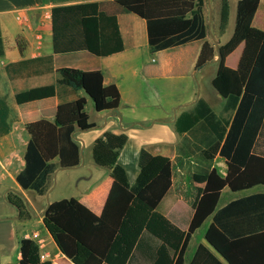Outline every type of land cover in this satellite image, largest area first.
Returning a JSON list of instances; mask_svg holds the SVG:
<instances>
[{"label":"trees","instance_id":"trees-1","mask_svg":"<svg viewBox=\"0 0 264 264\" xmlns=\"http://www.w3.org/2000/svg\"><path fill=\"white\" fill-rule=\"evenodd\" d=\"M205 0H179L175 4L146 7L143 0L89 1L50 7V37L53 53L85 50L95 56H107L122 50L116 14L130 12L145 22L147 47L150 53L179 45L205 35L202 6ZM258 0H237L234 26L230 38L217 46V68L211 86L225 99L224 110H233L230 122L215 118L206 103L197 99L189 110L180 111L173 121L174 131L181 136L177 152L185 145V132L196 123H203L214 135L204 149L188 152L193 155L189 180L193 187L192 215L185 231L171 223L156 210L161 198L171 186L176 155L171 160L151 155L140 149L137 154L138 174L130 186L124 169L117 164L118 150L126 140L124 133L104 131L91 147L93 162L109 169L111 184L99 214L92 213L73 197L48 203L41 222L58 250L73 264H126L136 244L118 231L128 206L145 209L149 217L144 233L158 245L151 264H182V255L192 232L210 216L204 232L206 242L227 264H264V192L251 193L215 208L224 186L230 190H245L264 185V153L253 150L256 136L264 126V30L251 25ZM239 43L243 44L236 68L224 65V58ZM2 42L0 37V55ZM212 43L205 40L199 50L194 69L211 62ZM9 79L55 71V84L32 87L14 93L17 104L61 96V92L82 91L94 110H112L118 106L119 93L114 84L104 85L99 70H79L73 67L54 69L51 56L20 60L5 65ZM60 101L52 120L38 119L24 124L27 141L23 152V167L15 180L23 189L43 195L56 168L74 167L79 162L75 129L93 126L84 110L85 96ZM228 124L227 130L225 126ZM225 164L224 174L211 165L214 156ZM20 218L28 213L18 200ZM104 227L113 235L104 253L98 254V244L104 237ZM30 239L19 240L16 263L50 264L49 260L30 262ZM212 259L221 264L210 250L197 245L189 264H207Z\"/></svg>","mask_w":264,"mask_h":264},{"label":"crops","instance_id":"crops-1","mask_svg":"<svg viewBox=\"0 0 264 264\" xmlns=\"http://www.w3.org/2000/svg\"><path fill=\"white\" fill-rule=\"evenodd\" d=\"M106 0H0V264L16 263L19 258V240L30 239V262L49 260L50 264H73L57 248L44 229L41 218L48 203L73 197L92 213L99 214L111 184L109 169L97 166L92 159L91 147L95 138L104 131L124 133L126 140L118 150L116 162L125 172L128 185L138 174L137 154L142 148L151 155L173 159L178 156L172 171L171 186L159 201L156 210L171 223L185 231L189 224L195 198L193 187L200 186L189 180L193 155L187 150L204 149L213 141V134L201 122L185 132V145L177 152L180 137L173 128L175 116L189 110L197 99L203 100L215 118L230 122L233 110H224L225 99L211 86L217 68L215 48L225 43L234 26L237 0H205L202 6L205 35L179 45L153 53L148 51L145 22L130 12L116 14L122 50L107 56H95L85 50L53 53L50 37V12L55 5ZM179 0H143L146 7L175 4ZM251 25L264 30V0H258ZM212 43L214 56L211 62L195 70L194 64L202 43ZM243 44L239 43L224 58V65L237 66ZM51 56L54 69L73 67L79 70H99L104 85L114 84L119 93L115 109L96 111L91 100L78 90H63L61 96L53 95L17 104L14 93L32 87L55 84V71L9 79L5 65L25 59ZM205 85L202 89L201 83ZM202 90V92H200ZM175 98L168 103L167 95ZM85 96L84 110L93 126L86 130L75 129L73 138L78 146L79 162L70 168H56L43 195L21 188L15 180L23 167V152L27 141L24 124L38 119L52 120L60 101ZM228 124L225 126L227 130ZM253 150L264 153V126L253 144ZM211 165L224 174V161L214 156ZM71 188L68 196L47 199L56 186ZM57 190V191H58ZM264 192V185L232 191L224 186L216 202V209L226 203L251 193ZM20 201L27 218H20ZM149 217L145 209L128 206L120 221L118 231L133 241L126 264H151L158 242L144 233ZM210 216L192 232L182 255V264H189L197 245L206 246L221 264L226 261L209 245L204 232ZM104 237L98 244L101 256L113 232L104 227ZM216 264L212 259L210 263Z\"/></svg>","mask_w":264,"mask_h":264},{"label":"rangeland","instance_id":"rangeland-1","mask_svg":"<svg viewBox=\"0 0 264 264\" xmlns=\"http://www.w3.org/2000/svg\"><path fill=\"white\" fill-rule=\"evenodd\" d=\"M202 89L205 87V85L203 84V82L201 83ZM202 92V90L200 91ZM175 97L173 95H171L170 93H168L167 95V100L168 103H170V99H174ZM58 190V186H56V188L54 189V191L52 192V194L50 196L47 197L48 200H50L51 198H59V196H68L71 191V188H68L67 186H63L62 188H59Z\"/></svg>","mask_w":264,"mask_h":264},{"label":"water","instance_id":"water-1","mask_svg":"<svg viewBox=\"0 0 264 264\" xmlns=\"http://www.w3.org/2000/svg\"><path fill=\"white\" fill-rule=\"evenodd\" d=\"M215 52H216V56H218V53H217V51H216V48H215Z\"/></svg>","mask_w":264,"mask_h":264}]
</instances>
